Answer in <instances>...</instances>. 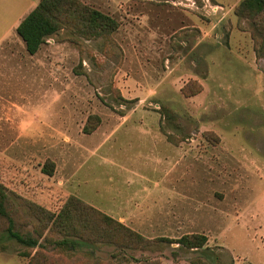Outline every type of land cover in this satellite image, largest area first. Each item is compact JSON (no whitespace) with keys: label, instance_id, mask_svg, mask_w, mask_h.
Masks as SVG:
<instances>
[{"label":"rangeland","instance_id":"374dc122","mask_svg":"<svg viewBox=\"0 0 264 264\" xmlns=\"http://www.w3.org/2000/svg\"><path fill=\"white\" fill-rule=\"evenodd\" d=\"M241 1L77 0L117 28L59 30L0 109V183L22 238L0 217V264H264V25ZM71 198L150 244L89 232L102 217L77 202L48 221ZM194 234L205 254L166 241Z\"/></svg>","mask_w":264,"mask_h":264},{"label":"trees","instance_id":"16d2710c","mask_svg":"<svg viewBox=\"0 0 264 264\" xmlns=\"http://www.w3.org/2000/svg\"><path fill=\"white\" fill-rule=\"evenodd\" d=\"M236 13L256 22L259 21L260 25H264V0H242L236 9ZM77 19L85 25L80 33L89 38L97 37L103 31L112 32V30L114 31L117 28L115 22L110 17L85 6L81 7L77 0H40L37 7L19 24L17 34L24 41L27 52L30 55H35L41 46L45 44L46 40L56 35L59 30L64 27L75 28L78 24ZM260 30L257 29L256 32H258L264 46V30ZM92 130L93 128L91 130L86 127L84 128L87 134L91 133ZM42 173L47 176H52L53 164L52 168H46L44 166ZM8 202L7 189L0 183V217L5 218L8 223L6 230L7 237L11 240L22 242V238L14 231V220L8 212ZM74 202L86 208L90 212L89 214L102 217L101 222L94 221V223L89 222L85 224L89 232L100 233L103 238L107 237L108 239L122 236L127 239L126 245L128 247H135L132 245H137V243H142L144 246L150 244V240L143 238L125 225L94 208L83 205V203L77 201L75 198H71L68 202L70 205L67 206V204L57 216L46 212L48 213V221H52L54 225L58 219L70 220L73 215L71 208ZM103 224H107L108 227L103 228ZM166 241L168 243H176L181 248L194 251L197 254H205V251H207V248L204 247L208 240L206 236L201 234L185 235L175 242L171 240ZM23 256L28 257L27 254H23ZM29 263L31 264V262Z\"/></svg>","mask_w":264,"mask_h":264},{"label":"crops","instance_id":"0c3cea01","mask_svg":"<svg viewBox=\"0 0 264 264\" xmlns=\"http://www.w3.org/2000/svg\"><path fill=\"white\" fill-rule=\"evenodd\" d=\"M39 2L40 0H0V90L6 89L11 92L4 93L7 98H1V111L9 108V104H14L12 99L17 90L22 96L25 78H29L32 84V79L38 78L39 54L43 49L47 53L54 50L52 45L55 41L49 38L35 55H30L24 41L17 34L19 24L37 7ZM10 94L12 99H9ZM171 192L173 193V190ZM114 219L119 222L125 221L121 217H114ZM156 264L166 263L160 261Z\"/></svg>","mask_w":264,"mask_h":264}]
</instances>
